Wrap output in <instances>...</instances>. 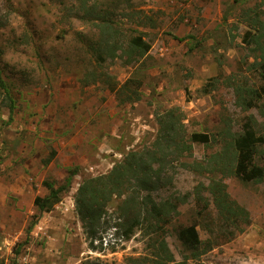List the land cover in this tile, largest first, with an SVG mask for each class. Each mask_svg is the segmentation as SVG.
<instances>
[{
  "label": "rangeland",
  "instance_id": "rangeland-1",
  "mask_svg": "<svg viewBox=\"0 0 264 264\" xmlns=\"http://www.w3.org/2000/svg\"><path fill=\"white\" fill-rule=\"evenodd\" d=\"M98 1L117 30L121 50L112 58L94 53L99 30L81 18L78 0H0V264H155L161 240L173 258L167 264L182 263L191 253L177 232L192 225L212 248L204 244L187 264H264V182L229 174L223 149L225 131L239 132L248 117L264 137V96L245 110L234 93L261 85L251 66L260 52L242 39L246 19L264 20V0ZM133 36L150 47L139 59L129 56ZM161 120L175 123L187 150L170 149L169 182L140 195L157 206L185 203L166 224L141 210L132 227L121 210L132 196L125 190L108 198L95 229L81 221L78 188L127 153L160 147ZM72 171L60 201L38 215L33 200L47 194L44 182L56 188ZM214 183L245 220L228 226L219 218ZM113 231L122 241L105 248Z\"/></svg>",
  "mask_w": 264,
  "mask_h": 264
},
{
  "label": "trees",
  "instance_id": "trees-1",
  "mask_svg": "<svg viewBox=\"0 0 264 264\" xmlns=\"http://www.w3.org/2000/svg\"><path fill=\"white\" fill-rule=\"evenodd\" d=\"M91 0H78L79 8L77 12L81 13V18H87L99 30L100 40L99 45L94 47V53L99 51L98 55L101 58L102 54H106L111 58L116 56V52L120 47L113 45L116 43L117 30L112 24V20L107 17L108 10H103L100 1L93 0V3L88 4ZM103 1V0H102ZM131 0H119L122 3H129ZM249 31H247L243 37V41L247 45H256L260 54L254 56V61L251 66L253 72H257L261 81V85L258 89H244L243 87H234V93L236 97V104L240 108L249 110L255 106V101L259 100L261 96H264V46L262 38L264 37V20H260L258 16L249 17L245 20ZM5 25L0 14V28ZM253 31V33L251 32ZM249 37V39L247 38ZM129 44V56L133 58H141L149 51V45L145 43L140 36H133L128 41ZM103 45V46H102ZM1 57V52H0ZM99 80V78H96ZM101 80V79H100ZM109 83V81L104 80ZM125 86V85H124ZM0 87H3L0 73ZM243 88V89H242ZM111 90H114L111 87ZM134 97L129 99L131 102L139 99L136 92L133 93ZM129 102V101H128ZM264 117V110L259 112ZM169 120H161V140L160 147H154L151 151L143 152H129L123 158V160L116 165L105 175L98 176L94 179H90L81 185L74 198L76 213L81 221L85 224H92L94 229L96 228L101 215L104 212L105 204L108 198L113 195L121 196L124 191L131 192L132 196L129 200L123 201L121 210L131 215L132 227L137 224V216H139L141 210L149 212L158 222L166 224L169 222L170 214L177 212V207L180 204L185 203V198H175L174 202H167L163 206H157L149 195L141 197V192H150L159 189L160 186L166 185L169 182L167 177L163 176V171L166 165L168 157L172 154L170 149L178 150L179 152L185 151L186 143L179 139L175 129V123ZM255 121L252 117H248L247 121L241 126L239 132L231 133L227 129L225 131L224 146V158L232 173H229L242 182H264V165H260L258 160H263L264 164V137L257 133L255 127ZM193 140H196L193 136ZM200 142L208 143L209 138L205 136H199ZM197 141V140H196ZM76 174L75 171L69 173V176L65 184L54 188L53 184L44 182V186L47 190V194L43 197H35L33 200V206L36 209V213L41 215L43 213L50 212L53 207L60 201V195L68 189L69 178ZM213 203L216 208V212L219 218L226 224H235L237 220L244 218L245 211L238 207L233 202L227 200V195L224 193V187L217 184H212L209 187ZM202 198L196 197V205H200ZM199 214H202L204 208L200 207ZM125 214V215H126ZM123 217V216H122ZM37 218L31 223L28 231L35 224ZM227 227V226H225ZM92 229V232L94 231ZM131 231L126 229L124 232L127 237ZM117 234V233H116ZM118 235V234H117ZM177 237L181 243L190 251V260L197 262L200 256V248L205 244L206 249L212 248L208 242H202L195 230V226L182 227L177 232ZM203 249L202 253L206 251ZM157 259H154L155 264H167L172 262L173 258L163 240L158 243L156 253H154ZM177 264H187V260Z\"/></svg>",
  "mask_w": 264,
  "mask_h": 264
},
{
  "label": "built area",
  "instance_id": "built-area-1",
  "mask_svg": "<svg viewBox=\"0 0 264 264\" xmlns=\"http://www.w3.org/2000/svg\"><path fill=\"white\" fill-rule=\"evenodd\" d=\"M114 233H111L110 235H108V237L106 238V241H103V246L105 248L108 247H114L117 243L122 241V236H119L116 234V231H113Z\"/></svg>",
  "mask_w": 264,
  "mask_h": 264
}]
</instances>
